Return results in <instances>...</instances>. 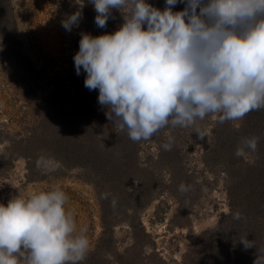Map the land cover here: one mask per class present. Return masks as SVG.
<instances>
[{"label": "rangeland", "instance_id": "obj_1", "mask_svg": "<svg viewBox=\"0 0 264 264\" xmlns=\"http://www.w3.org/2000/svg\"><path fill=\"white\" fill-rule=\"evenodd\" d=\"M88 1L3 0L0 128L13 137H26L33 132L42 109L34 101L44 102L54 80L68 83L76 74L73 57L79 49V26L67 32L61 21L77 11L84 16L86 5L91 8L88 27L91 35L114 33L123 24L124 14L119 10L118 17L112 22L109 18L105 28H98L94 6L88 5ZM146 2L164 8L161 1V7L155 0ZM180 5L182 10L184 5ZM36 82L47 88L41 89ZM246 122L243 118L220 123L219 114L213 113L193 126L162 128L152 138L142 140L131 178L121 186L117 182L111 184L110 180H95L94 174L79 166H60L52 157H36L33 163V148L25 149L29 144L25 141L20 151H26L30 157L32 172L33 166L39 171L29 177L31 170L27 169L24 156H14L9 163L5 159V168L0 171V203L6 205L15 196L26 197L29 192L59 186L68 197L65 207L73 213L77 230L86 228L90 241L87 253L94 255L99 251L105 264H193L198 257L196 250L202 248L201 260L212 257L226 264L222 262L227 258L224 247L229 249L230 245L237 247L236 253L230 254L239 260L243 255L248 264H263L264 245L245 247L241 239L249 240L239 234L249 231L255 241L263 242L260 239L264 234V212L250 213L253 209L248 205L256 198L251 196L253 200H247L248 183L241 181L240 195L228 172L230 168L239 178L250 163L264 164V128L256 125L250 129V124L244 126ZM169 136L173 138L171 150H165L162 145L168 143ZM252 137L258 138L256 151L246 150L243 157H237L241 140ZM3 139L0 152L6 149L9 152L11 143L6 136ZM181 184L188 186L189 191L181 193ZM229 187H235L238 194L234 209H243L238 220L233 218L234 197L231 198ZM104 193L111 195L103 199ZM103 203L109 207L110 231L101 223ZM98 244L101 246L97 247Z\"/></svg>", "mask_w": 264, "mask_h": 264}, {"label": "clouds", "instance_id": "obj_2", "mask_svg": "<svg viewBox=\"0 0 264 264\" xmlns=\"http://www.w3.org/2000/svg\"><path fill=\"white\" fill-rule=\"evenodd\" d=\"M90 3L98 28L107 26L112 9L124 14V22L114 33H81L76 74L83 69L84 86L98 90L108 120L132 141L148 140L168 126H193L213 113L223 123L264 109V0H165L163 10L146 0ZM177 4L183 9L174 11ZM81 19L74 12L61 26L71 32ZM172 142L169 136L162 147L171 150ZM257 144L256 137L243 138L235 155L254 152ZM179 191L189 187L181 184ZM67 201L53 186L0 203V264L84 260L90 241L85 227L77 230Z\"/></svg>", "mask_w": 264, "mask_h": 264}, {"label": "trees", "instance_id": "obj_3", "mask_svg": "<svg viewBox=\"0 0 264 264\" xmlns=\"http://www.w3.org/2000/svg\"><path fill=\"white\" fill-rule=\"evenodd\" d=\"M88 1V0H87ZM163 2L165 6V0H155V4L162 6L160 3ZM88 5L90 2L88 1ZM87 5V6H88ZM93 7V5H92ZM90 9L85 5L84 16L79 24V30L77 33L78 40L81 38V33H88V27L90 26L89 19ZM4 10L3 0H0V25L2 22V15ZM174 11L181 10V5L177 4ZM119 9H112V16L110 22L118 17ZM1 33V30H0ZM34 76V74H33ZM86 73L83 69L80 75H72L68 80V83L55 82L53 83L52 78L49 79L52 84L51 89L48 90L47 96L44 97V102L34 101L35 106L41 107L39 112V122L37 126L33 127V132L28 133L29 135L23 137H13L8 131L0 128V141L4 140V136L11 143L8 147L11 149L9 152H0V171L5 168V159L8 163L14 156H24L27 159V169H32L30 157L26 151H20L22 142L28 144L25 149L33 148V163L35 158L42 159L43 156L52 157L57 159L60 166L68 164L70 166H79L89 174H94L93 178L110 180L111 184L117 182L118 186L123 185V182L131 178L130 174L134 171L136 164V154L139 149V145L142 142L132 141L127 131H121L119 126L109 121L106 116L107 109L98 103V90L89 91L84 86ZM36 76H34L35 78ZM36 86L45 90L46 88L39 85L37 82ZM264 115V109L258 111L249 112L244 118L246 123L244 126L253 129L256 125L257 128L263 129L264 120H260V117ZM255 116V117H254ZM249 117V118H246ZM254 118V119H253ZM264 118V117H263ZM251 119L252 122L250 121ZM2 125V124H1ZM261 125V126H260ZM219 130V127L217 128ZM5 132V135L1 133ZM9 136V137H8ZM28 137V138H27ZM27 139H30L29 142ZM31 141V142H30ZM233 166V165H232ZM229 171V178H232L231 182H234V186L237 188V192L241 195V181L245 180L248 183V189L250 195L247 200L252 196L256 198L254 203L249 204L253 210L250 213L255 214L264 212V164L250 163L245 166V171L239 178L235 177L233 171ZM39 168L33 166V172H38ZM33 172L29 173V177H33ZM236 178V179H235ZM235 187H229L228 191L234 197L232 210L237 213H241L243 209H234L237 192ZM234 188V189H232ZM232 190L234 194L232 195ZM243 198L240 196V199ZM239 200V199H238ZM250 200H253L250 198ZM243 203L244 200L241 199ZM241 210V211H240ZM237 211V212H236ZM109 207L107 204L100 205V219L105 230L110 231L112 227L111 221L108 219L107 214ZM248 213V212H247ZM251 234V233H250ZM249 234V231L241 232V236H246L251 244H263L264 245V234L261 235L263 242H257ZM252 238V239H251ZM238 242V240H237ZM230 244V243H229ZM101 245H97L100 247ZM230 245L229 249L224 247V254L227 253L226 260L222 261L226 264H248L247 257H243L239 260L236 258L237 247ZM202 247V246H201ZM199 247V248H201ZM222 249L221 252L224 250ZM198 257L196 262L193 264H221L218 259H208V261L201 260L202 250L197 249ZM264 253V250H262ZM99 253V251H98ZM91 253L86 254V258L79 262V264H105V260L100 259L99 254ZM217 258V256H216ZM264 261V255H263ZM249 264H253L249 263ZM257 264V263H255ZM264 264V263H263Z\"/></svg>", "mask_w": 264, "mask_h": 264}]
</instances>
